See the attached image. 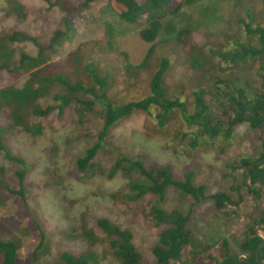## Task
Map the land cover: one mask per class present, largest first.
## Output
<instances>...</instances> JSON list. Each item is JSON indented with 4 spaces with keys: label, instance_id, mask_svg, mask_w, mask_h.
<instances>
[{
    "label": "rangeland",
    "instance_id": "rangeland-1",
    "mask_svg": "<svg viewBox=\"0 0 264 264\" xmlns=\"http://www.w3.org/2000/svg\"><path fill=\"white\" fill-rule=\"evenodd\" d=\"M11 1L23 6L24 17L7 15L5 11ZM70 1L78 3V0ZM179 2L187 4L177 15L163 18V29L153 45L139 38L143 22H123L104 0L91 4L77 15L70 32L49 56L51 62L57 65L55 69H63L67 74L60 73L61 77L72 82L90 83L89 73L84 69L88 65L95 67L99 76L108 75L107 94L118 105L148 95L150 80L161 59L170 63L164 77L169 97L191 103V111L193 94L200 89L206 91L205 97L212 110L219 111L213 98L217 78L225 80L230 89H245L250 96L259 90L264 93V80L257 72L259 60L251 65L239 62L233 65L217 56L218 53L233 54L239 44L256 45V39L247 36L237 20L263 26L264 0ZM63 17L59 9L48 7L42 0H0V36L20 31L45 45L55 31L63 29ZM10 49L14 53L12 65H17L21 54L37 55V47L30 42L16 43ZM195 66L202 69L196 70ZM25 82V76L0 71V88L10 84L22 87ZM64 94L61 87L54 85L43 99L42 107L53 105L54 95ZM42 124V133L30 136L19 129L8 128L11 126L8 112L0 113V127L6 130L2 143L11 156L22 162L19 165L8 161L0 152V201L4 197L0 202V220L14 219L17 214L22 216L18 219L19 229L14 231L21 242V264H32L28 255L35 239L30 235L31 226L27 225L31 218L43 232L49 248L48 253L38 256L35 264H52L63 252L78 253L89 249L96 254L99 264H120L107 250L106 238L96 228L95 223L101 218L131 231L142 263L155 264L151 249L163 227L155 225L152 207L165 212L175 209L187 217L188 229L198 246L209 250L201 257L200 264H215L208 259L215 257L217 251L222 252L223 243H227L229 253L242 257L238 244L246 231L264 215V202L243 193L235 212L231 208L216 212L208 199L195 203L181 198L173 190H168L161 201L150 195L132 200L134 194L130 186L144 183L145 178L129 162L124 161L118 167L117 163L125 158L140 161L144 166H169L177 178L194 168V183L204 186L206 195L228 192L235 198L230 189L242 182V171L233 174L227 166L240 155L257 159L263 152L260 133L240 126L231 146L226 149L216 143L214 147L202 144L190 150L186 147L189 137L186 141L178 140L189 132L176 117L166 129H157L154 118L134 113L109 133L94 163V173L80 180L76 161L95 143L103 125L102 113L96 110L79 122L75 107L71 106L61 117L52 114ZM194 131L191 129V139ZM17 172L25 173V207L17 197L1 189V186L13 188ZM82 220L99 237L95 245L82 236ZM191 253V248L185 249L184 262L191 259Z\"/></svg>",
    "mask_w": 264,
    "mask_h": 264
},
{
    "label": "trees",
    "instance_id": "trees-1",
    "mask_svg": "<svg viewBox=\"0 0 264 264\" xmlns=\"http://www.w3.org/2000/svg\"><path fill=\"white\" fill-rule=\"evenodd\" d=\"M42 1L50 8L59 9L64 15L61 20L63 29L55 31L48 44L45 45L36 43L35 39L20 31L0 36V71H5L13 76L22 75L26 77V82L22 87L10 84L0 88V113L5 112V110L8 112L11 120V126L8 128L19 129L27 135L37 136L44 130L43 120L52 114L61 117L71 106L75 107L79 122L88 114L94 113L96 110L100 111L103 117V125L95 138V143L84 153L83 157L76 161V174L80 180L90 173H94V163L109 133L116 125L134 113H143L150 119L154 118L157 129H166L170 120L176 117L189 132L177 138L186 141L189 137L186 141V147L190 150L197 149L202 144L214 147L216 143L217 145L222 144V147L226 149V147L231 146L235 138V131L240 126H246L261 135V125L264 120V93L262 91H256L250 96L245 89H230L225 80L220 81L217 78L213 85L215 88L213 98L217 102L219 111L215 113L212 110L205 97L206 91L203 89L193 94V109L191 111V103L168 95L164 84V77L170 66L167 59L160 60L158 68L150 80L148 95L140 100L122 105L115 104L107 94L109 76H99L96 68L92 65L84 67L90 76L89 84L82 81L72 82L63 76L61 77L59 74L64 72H62L63 69H55L57 65L51 62L49 56L70 32L77 15L91 4L102 0H78L77 4H73L70 0ZM104 1L123 22L127 24L143 22L144 26L138 35L144 43L149 45L154 44L162 31L163 18L168 15H177L183 5L187 4L181 3L179 0ZM5 12L12 18L25 16L24 8L18 2L11 1L8 10ZM237 22L243 25L247 36L256 39V45L239 44L233 54L218 53L217 56L224 60L227 59L233 65L238 64V62L251 65L259 60L260 66L257 72L264 80V25L245 24L242 19H238ZM22 42L33 43L37 47V55L31 57L27 54H21L17 65H12L14 53L10 46ZM151 54L152 48L149 50L148 56L150 57ZM148 56L147 59H149ZM200 68L195 66L196 70H200ZM63 74L67 75L66 73ZM54 85L61 87L65 94L54 95L52 97L54 104L42 107L43 99L50 94ZM35 119H39V121H35ZM191 129L195 130L192 139ZM5 131L4 128L0 127V152L8 161L22 165L21 160L11 156L5 149L2 143ZM260 144L263 152L257 159L251 160L250 156L240 155L227 166L233 174L242 171V182L230 189L231 192L235 193V198L228 192L206 195L205 187L194 183V168L188 169L180 178H177L169 166H144L140 161H128L122 158L117 163V167L122 162L127 161L133 169L145 178L144 183H135L130 186L129 189L134 194L132 200L150 195L161 201L168 190H173L181 198L192 200L195 203L208 199L212 202L216 212H225L229 208L235 212L242 202L243 193L252 194L264 202L258 189H249L245 184L246 171L249 169L250 183L260 182L264 187V162L260 165L257 164L264 159V144L261 141ZM24 176V172H17L13 188L1 186V189L9 195L17 197L22 202L21 205L25 207ZM2 201H4V197H2ZM25 215L29 217L28 214L25 213ZM151 216L155 225L163 227L158 235L156 245L151 249L155 264H200L201 257L209 250L207 247L198 246L194 235L188 229L186 216L175 209L165 212L155 207L151 208ZM21 217L17 214L14 219L0 220V264H21V242L14 235V231L20 227L18 219ZM257 222L264 223L263 214ZM95 224L99 233L106 238L107 250L120 264H143L142 257L134 245L131 231L120 228L107 218L98 219ZM27 225L31 226L30 235L35 239L34 248L28 258L32 260V264H35L38 256L48 253L49 248L43 232L36 226L37 224L35 225L32 218L27 222ZM81 232L91 245H95L99 241V237L87 228L83 220ZM261 241L260 237L250 239L245 236L238 244L240 255L245 257L242 264H254L255 251ZM186 248H191L192 253L191 259L184 262L186 256L183 253ZM221 251H217L216 256H211L208 260L214 261L215 264H239L240 256L229 253L227 243L222 244ZM52 264H99V262L96 254L89 249L78 253L63 252L59 255V260ZM258 264H264V246L259 250Z\"/></svg>",
    "mask_w": 264,
    "mask_h": 264
},
{
    "label": "water",
    "instance_id": "water-1",
    "mask_svg": "<svg viewBox=\"0 0 264 264\" xmlns=\"http://www.w3.org/2000/svg\"><path fill=\"white\" fill-rule=\"evenodd\" d=\"M260 141L264 144V120H263L262 125H261ZM263 162H264V159L257 162V164L260 165ZM250 181H251V179H250V173H249V169H248L246 171L245 184L247 185V187L249 189H258L260 197L264 201V187H263V185L260 182H255V183L251 184ZM255 232H257L260 235L261 240H262L261 243L256 248V251H255V263L258 264V253H259V250L264 246V224L259 223L258 225H256ZM256 236H257V234L251 236L250 238L253 239ZM243 261H244V257H240L239 264H241Z\"/></svg>",
    "mask_w": 264,
    "mask_h": 264
},
{
    "label": "flooded vegetation",
    "instance_id": "flooded-vegetation-1",
    "mask_svg": "<svg viewBox=\"0 0 264 264\" xmlns=\"http://www.w3.org/2000/svg\"><path fill=\"white\" fill-rule=\"evenodd\" d=\"M259 223H263V222H257L256 224H254V226L252 227V228H250V229H248L246 232L247 233H245V236H248L249 238L251 237V235L250 234H252V233H254L253 235H255V234H257V236L256 237H260L259 236V234L257 233V232H255V227H256V225H258ZM264 224V223H263ZM252 235V236H253ZM261 238V237H260ZM251 239V238H250ZM254 239V238H253ZM243 257V256H242ZM240 259V258H239ZM244 261H245V257H244ZM243 261V262H244ZM242 264V263H241ZM254 264H256L255 263V260H254Z\"/></svg>",
    "mask_w": 264,
    "mask_h": 264
}]
</instances>
